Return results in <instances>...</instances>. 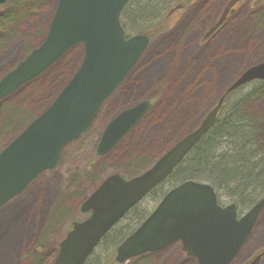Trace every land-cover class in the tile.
I'll use <instances>...</instances> for the list:
<instances>
[{
	"label": "rangeland",
	"instance_id": "374dc122",
	"mask_svg": "<svg viewBox=\"0 0 264 264\" xmlns=\"http://www.w3.org/2000/svg\"><path fill=\"white\" fill-rule=\"evenodd\" d=\"M228 1L198 0L179 15L169 14L168 24L165 22L163 31L153 38L136 66L104 103L93 128L66 149L55 170L43 173L24 193L0 209V264H33L35 260L37 264H54L72 222L83 219L81 207L85 199L101 181L116 173L129 178L157 162L198 125L236 78L264 61V0H244L214 34L206 36L207 30L220 22ZM57 3L58 0H46L35 19L23 23L22 30L49 28ZM9 8L8 4L0 7V16ZM40 29L32 41L36 47L43 41ZM22 40L17 43L12 38L9 48L4 47L13 49L0 52V80L23 59ZM83 56V47H74L7 99L20 105L21 98L25 101L33 93L28 103L36 114L43 112L72 78ZM251 93L249 99H258L263 90ZM5 100L0 102V125L6 115ZM146 100L154 102L153 109L113 150L98 157L97 144L108 122ZM263 103L264 95L246 104L245 111L257 114V107ZM33 112L17 108L16 114L24 116L17 122L26 123L35 116ZM261 113L264 116V109ZM14 137L4 136L0 129V151ZM140 156L146 157L134 160ZM90 170L91 178L83 176ZM223 203L229 205L230 199L224 198ZM263 251L264 210L231 264H244ZM105 253V247H100L89 264H105ZM143 258L147 260L140 263ZM143 258L126 264H198L178 243L150 259ZM258 264H264V255Z\"/></svg>",
	"mask_w": 264,
	"mask_h": 264
},
{
	"label": "water",
	"instance_id": "95a60500",
	"mask_svg": "<svg viewBox=\"0 0 264 264\" xmlns=\"http://www.w3.org/2000/svg\"><path fill=\"white\" fill-rule=\"evenodd\" d=\"M131 0H58L43 42L0 80V102L35 80L78 45L83 61L52 104L0 153V209L24 193L43 173L58 165L63 150L97 119L143 56L151 39L127 38L121 15ZM8 0H0V7ZM264 81V61L246 69L228 88L233 92ZM226 94L200 126L181 139L153 167L126 180L107 177L82 205L90 214L72 223L54 264H85L101 240L153 189L163 183L215 126ZM150 100L115 116L106 126L97 154L105 156L148 114ZM264 199L238 218L236 204L222 207L213 186L188 180L172 189L150 217L117 249L116 261L128 263L180 243L198 264H231L251 235ZM264 253L251 264H258Z\"/></svg>",
	"mask_w": 264,
	"mask_h": 264
},
{
	"label": "trees",
	"instance_id": "16d2710c",
	"mask_svg": "<svg viewBox=\"0 0 264 264\" xmlns=\"http://www.w3.org/2000/svg\"><path fill=\"white\" fill-rule=\"evenodd\" d=\"M45 2L46 0L8 1L7 4L10 5V8L0 16V52L4 49L7 50V53L13 49H6L9 48L12 38H15L17 43L23 39L24 57L36 47L32 41L36 38L40 28H36L32 32L30 30L26 32V29L22 30V28L23 23L35 19ZM188 5V0H131L122 12L121 22L128 36L145 34L154 38L163 31L165 22L168 24L169 14L172 11L186 9ZM7 24H9L8 28ZM42 29L40 31L43 40L48 28L44 31ZM15 47L17 46L15 45ZM260 88L263 90L260 97L249 99L251 92ZM32 94L27 95L26 97L29 98L25 101L21 98L20 105L13 104L8 99L5 100L6 115L0 125L1 133L4 136L16 137L38 116L28 103ZM263 95L264 81L254 82L228 94L217 123L211 131L183 160L167 181L153 190L103 238L86 264L96 258V252L100 247H105V264H116L114 257L120 244L137 230L172 188L185 181L195 180L210 184L215 188L221 204H223L224 198H228L230 204H236L241 212L248 211L263 200L264 116L262 114L257 116L259 114L245 111L246 104L258 101ZM17 108L32 111L35 116L26 123L17 122V118L24 117L16 114ZM13 119L15 120L13 121ZM141 157L146 156H140L134 160ZM146 169L147 167L141 171L137 170L139 172L133 177L138 176ZM91 175V170L83 174L86 178H91ZM65 208L67 207L65 206ZM59 212L50 219L47 229L50 228ZM33 224L35 228L36 220ZM23 237L25 238L26 235L24 234ZM143 257L150 259L151 255ZM144 260L147 258H143L140 263ZM33 264H37V261L35 260Z\"/></svg>",
	"mask_w": 264,
	"mask_h": 264
},
{
	"label": "flooded vegetation",
	"instance_id": "af4514ba",
	"mask_svg": "<svg viewBox=\"0 0 264 264\" xmlns=\"http://www.w3.org/2000/svg\"><path fill=\"white\" fill-rule=\"evenodd\" d=\"M189 1V4L191 5V4H193V3H195L196 1H198V0H188ZM244 0H229L228 1V3H227V6H226V9H225V11L223 12V14H222V16H221V19H220V22L219 23H217V25H215V26H213L211 29H209V30H207V32H206V36H210L211 34H214V32L217 30V27L221 24V23H224L226 20H227V18H229L232 14H234V12H236V10H237V8L242 4V2H243ZM186 9H179V11H172L170 14H174V13H177V12H179V13H183L184 11H185ZM172 16V15H171ZM153 39V38H152ZM226 91H227V89H225ZM226 91H224L223 92V94L218 98V100L226 93ZM217 102V101H216ZM215 102V103H216ZM153 107H154V102L152 101V107H151V109L150 110H152L153 109ZM205 116H206V114L201 118V120H200V122L198 123V125L194 128V129H196L197 127H199L200 126V124L202 123V121L204 120V118H205ZM193 129V130H194ZM90 130V129H89ZM193 130H191V131H193ZM190 131V132H191ZM189 132V133H190ZM133 162V161H132ZM156 162H152L151 164L152 165H154ZM148 165V167H147V169L148 168H150L152 165ZM150 166V167H149ZM131 168H132V163H131ZM133 170V169H132ZM134 171H137V170H134ZM83 216V219H86L88 216H89V214H83L82 215ZM82 220V219H81ZM162 252V251H161ZM262 253H264V251L263 252H259V253H257V254H255V255H253V256H251L248 260H246L245 261V263L244 264H251L253 261H254V259L258 256V255H260V254H262ZM158 254H159V252H158ZM261 260V259H260ZM55 263V262H54Z\"/></svg>",
	"mask_w": 264,
	"mask_h": 264
},
{
	"label": "bare ground",
	"instance_id": "6f19581e",
	"mask_svg": "<svg viewBox=\"0 0 264 264\" xmlns=\"http://www.w3.org/2000/svg\"><path fill=\"white\" fill-rule=\"evenodd\" d=\"M43 31H44V28H43ZM35 48H36V47H35ZM236 57H238V56H236ZM229 58H230V57H229ZM229 58H228V59H229ZM232 60H233V59H232ZM203 94H204V91H203ZM263 105H264V103L257 107V109H256V113H257V114H260V113L262 112V110L264 109ZM261 114H262V113H261ZM257 116H260V115H257Z\"/></svg>",
	"mask_w": 264,
	"mask_h": 264
}]
</instances>
